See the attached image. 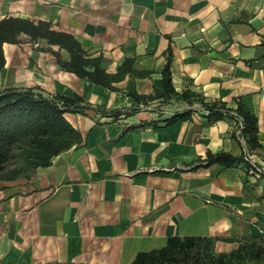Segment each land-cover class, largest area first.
I'll return each mask as SVG.
<instances>
[{
	"label": "crops",
	"instance_id": "obj_1",
	"mask_svg": "<svg viewBox=\"0 0 264 264\" xmlns=\"http://www.w3.org/2000/svg\"><path fill=\"white\" fill-rule=\"evenodd\" d=\"M9 16L72 34L108 73L133 59L145 75L110 90L63 68L54 52L70 53L46 39L3 45L1 90L77 94L88 107L65 114L79 143L29 177L0 179V264H132L174 236L213 238L230 253L238 239L264 235V178L245 159L264 165V0H0V20ZM169 56L178 93L241 104L257 119L259 145L244 133L241 144L230 118L198 112L167 125L187 108L181 97L130 112V92L163 90ZM221 151L244 162L193 169Z\"/></svg>",
	"mask_w": 264,
	"mask_h": 264
},
{
	"label": "trees",
	"instance_id": "obj_2",
	"mask_svg": "<svg viewBox=\"0 0 264 264\" xmlns=\"http://www.w3.org/2000/svg\"><path fill=\"white\" fill-rule=\"evenodd\" d=\"M23 35H27L33 43L46 39L50 46L66 49L70 53L69 61H62L60 55L54 52L63 68L110 90H115L114 83L122 81L126 75H145L135 69L133 59H126L116 73H108L101 65L102 55L93 57L72 34L54 29L48 21L12 16L0 20V73L6 62L3 45L20 43ZM171 65L169 56L162 72V91L156 90L151 95H140L136 91L129 93L136 102L130 112L139 111L142 105L150 106L155 102L166 104L181 97L189 106L199 107L174 113L165 120L167 125L189 120L195 112L204 111H208V115H202L210 122L230 118L237 123L238 118L232 114L235 112L243 118V133L247 142L259 145L257 119L253 114L241 104L233 109L223 102H208L189 91L178 93L172 83ZM87 107L84 98L77 94L50 96L34 89H0V179L29 177L36 168L49 166L55 156L79 143L81 135L66 120L65 114ZM129 114L113 111L111 116L117 119ZM156 123L151 122L152 125ZM241 162H244V156H234L225 151L209 152L193 169L214 164L229 168ZM237 242L238 247L234 251L218 253L213 238L174 236L161 249L139 253L132 264H264V235L240 238Z\"/></svg>",
	"mask_w": 264,
	"mask_h": 264
},
{
	"label": "built area",
	"instance_id": "obj_3",
	"mask_svg": "<svg viewBox=\"0 0 264 264\" xmlns=\"http://www.w3.org/2000/svg\"><path fill=\"white\" fill-rule=\"evenodd\" d=\"M186 105H187V108L181 110V112L185 111V110H189L191 108H198L199 107V105H194V106H189L188 104H186ZM195 113H198V112H195ZM202 113H204V115H208V111H204ZM232 114L238 118L237 126L235 129L236 137L241 142V144H243L245 146L246 145V138L243 135V130H244L243 118L237 116V114L235 112H233ZM252 158L253 157L250 154H248V153L245 154V159L250 164L251 171L255 175H257L258 177L264 178V165H260V164L255 163Z\"/></svg>",
	"mask_w": 264,
	"mask_h": 264
},
{
	"label": "rangeland",
	"instance_id": "obj_4",
	"mask_svg": "<svg viewBox=\"0 0 264 264\" xmlns=\"http://www.w3.org/2000/svg\"><path fill=\"white\" fill-rule=\"evenodd\" d=\"M158 107H161V106H158ZM161 111H162L161 109L158 110L159 113H161Z\"/></svg>",
	"mask_w": 264,
	"mask_h": 264
}]
</instances>
